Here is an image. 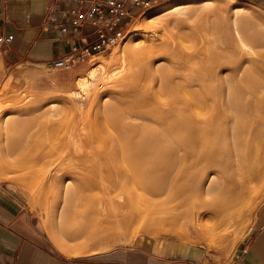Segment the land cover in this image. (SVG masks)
<instances>
[{
    "label": "bare ground",
    "instance_id": "1",
    "mask_svg": "<svg viewBox=\"0 0 264 264\" xmlns=\"http://www.w3.org/2000/svg\"><path fill=\"white\" fill-rule=\"evenodd\" d=\"M175 1H166L163 7L150 13L146 17L148 26L167 31L173 21L190 24L191 13L198 9H228L229 14L225 16H229L228 26L238 48L257 53L264 45V36L253 28L256 23L264 24L259 10L264 6L260 3ZM171 13L178 16L164 17ZM142 29V24L137 26L128 35L126 47L116 48L112 58H120L127 47L132 49ZM145 33L141 34L145 39L138 41L142 42L141 46L133 50L136 61L130 64L129 77L113 84L109 93H100L103 89L100 91L96 85L84 99L72 101L77 114L86 109L85 100L97 109L95 117L91 114L94 117L91 124L79 128L76 125L84 131L77 132L70 119L52 126L53 116L59 113L61 104L49 100L47 114L43 112L48 116L44 123L47 130L29 128L33 133H29L27 140L34 137L43 146L31 165L40 181L51 187L61 203L79 200L91 204L106 229L104 235L89 236L90 242H102L105 236L125 233L137 224V230L158 229L168 223L174 229L191 224L202 235L212 239L223 237L234 226V217L242 214L243 205L235 202L241 199L246 203L264 187V77L256 73L260 65L253 61L245 66L250 60L233 64V60L223 61L220 57L206 61L203 55L199 57L201 53L196 59L194 54L204 48V42L203 48L193 50L194 45L179 31L164 32L161 38L157 37L159 40L152 38L157 32L153 31L150 37ZM156 52L175 65L170 68L160 65L161 57L152 59ZM181 55L185 56L181 59ZM105 68L106 60L95 58L76 81L86 84L88 78L104 73ZM187 68L194 70L197 87L209 89L200 88L185 103L174 86V79ZM149 75L160 82L157 88L150 86ZM125 92H130L136 100L125 106L111 103L114 93L121 96ZM74 93L77 92L71 95ZM110 108L117 113L115 117L107 116ZM9 123L5 121L4 130L9 129ZM74 128L80 137H74ZM67 142L76 151L74 157L61 153ZM11 146L14 152L20 148L19 142H12ZM189 155L196 156L190 165L195 166V173L185 171ZM231 169L234 173H228ZM72 250L74 254L81 253Z\"/></svg>",
    "mask_w": 264,
    "mask_h": 264
},
{
    "label": "rangeland",
    "instance_id": "2",
    "mask_svg": "<svg viewBox=\"0 0 264 264\" xmlns=\"http://www.w3.org/2000/svg\"><path fill=\"white\" fill-rule=\"evenodd\" d=\"M166 1L169 0H165L164 2ZM224 1L229 2V0ZM164 2L138 16L122 42L106 49L105 51L96 53L91 57L78 59L70 70L56 69L45 65L38 66L35 64L13 65L5 60L3 50L0 47V181L7 182L9 186L24 199L26 205H28L32 211L38 213L44 227L50 235V238L52 236L56 244L68 253L74 254L72 249H75L80 251V254H93L95 252L107 251L118 247L136 245L147 246L155 241L168 239L198 245L202 250H206L217 259H224L227 261L230 256L235 253L241 242L254 227L258 213L264 207V187L258 189L256 194H252L246 202L247 204L242 202L241 199H238L235 204L243 205L242 214L234 217V226L230 228L225 236L215 239L200 234L191 224L185 227L176 226V229H174V226H172L171 223H168L166 225L162 224L163 226L158 229H146L142 227L139 228V230H137V224L131 226L125 233H113L105 236L106 238L105 240L103 239L102 242H90L88 240L89 236L98 237L104 235L106 229L105 225L100 223V217L91 207V204L79 200H76L75 202L71 200L74 202V205L71 201L64 204L63 202L61 203V199L53 194L51 187H48V184H44L40 181L36 175L35 167L31 165L36 158L37 153L43 150V146L39 141H35L34 137L32 139L29 138L28 140L27 138L33 133L32 130L38 131V128L40 127H42L41 129H46L45 127L47 126L44 123L48 117L46 115V108L50 105L49 100H55L61 104V110L58 114L53 116L56 121L54 120L52 122V126L63 124L64 121L70 119L71 124L74 125L77 132L84 131L78 128L80 125L91 124L97 114V109L95 108V105L90 104V102L86 103L87 100H85L84 108L86 109L77 114V111L74 110L75 107L74 109L72 108V101L84 99L86 93L96 85L100 87H98L100 91L103 89L100 93H109L108 91L113 89V84L119 82L121 79H125L126 76L129 77L132 74V65L136 61L133 57V50L141 46L142 42H139L145 39V36L143 37L141 34L145 33V31L149 34L148 37H150V34H152L153 31L157 32L152 34L154 40H159L158 38H161L163 34L167 33V31L170 33L179 31L183 38L194 45L193 50L198 49L202 42L205 43V45H202L204 48L201 46L203 49H198V54H194L196 59L202 55L206 61L214 60L211 59L213 57H220L221 59H219L223 61L226 59L233 60V64H241L245 60H250L251 62L249 63V61H247L245 66H249L254 61L258 66L260 65V68H258L256 72L257 75L264 77V45L257 49V53L252 51L248 52L238 48L237 44L234 43L233 35L228 26L229 16H225L226 14H229L227 11L228 9H225L226 11L220 10L219 8L198 9L191 13L192 17L190 24L186 22L175 23V21H173L171 25L168 26L169 28L167 31L159 26L160 30L157 26H148L146 17L150 13L163 7ZM175 2H181V0ZM259 10L261 20L264 22V9L260 8ZM177 16L178 15L171 13L164 17L172 19ZM180 16L184 17V15ZM223 17L224 19L222 20ZM141 24L143 25V29L140 36L137 37L135 41L136 43H132V49H128L129 47H127L126 52H124L120 58H112L111 55L113 51L116 48L126 47L128 35ZM253 26L255 30L260 31L264 36V24L261 23L259 25L256 23ZM148 37L146 36V38ZM230 44L233 45L231 46ZM204 49H206V52H204ZM193 50L191 49L190 51L193 52ZM225 50L227 52H225ZM216 51H218V53ZM228 54L229 57L227 56ZM183 56L185 55H181L180 58L182 59ZM163 57L162 53L156 52L152 59L160 58L161 60L158 62H162L160 65L165 68L173 67V64L175 65V62L163 59ZM95 58H104L106 60L105 72H98L92 78H88L86 84L81 85L77 83V76L83 74L91 66ZM166 63L168 65H166ZM122 70H125L126 73ZM182 76L183 78H181ZM190 77L192 78L191 80ZM194 78H196L194 76V70L192 68H187L181 76L175 77L174 79V86L179 90L182 100L185 101V103H188L189 97L192 98L194 94L197 95V92L201 90L200 88H208L206 86L197 87ZM147 81L153 88H157L160 85V82L158 83L153 75H149ZM73 92H77L76 95L75 93L71 95ZM125 93L121 94V96L114 93L115 98L113 99L114 101L111 100V103L113 105L125 106L133 100H136L134 95H131L130 92ZM90 106H93V108H89ZM43 112L46 114H43ZM91 114H93L94 117H91ZM106 114L107 116L115 117L117 113L114 108H110ZM79 115L83 118L79 119ZM83 119H86V122ZM6 120L10 122L8 130H4ZM75 122L79 123L77 124ZM29 128L32 130H29ZM74 130L73 135L76 134L74 137H80L79 133H75L76 130ZM25 139L26 141H24ZM12 142H19L20 148L16 151L18 153L14 152L15 150L11 146ZM67 143L62 146L64 148L60 151L61 153L64 152L65 155H62L65 157H74L76 151L74 152L75 149L73 150L71 144ZM197 150L198 147H196V151ZM68 151H73L74 153H68ZM195 159V155H189L186 164L188 165L187 170H185L186 172L195 173V166H193V168L190 166L194 164ZM228 173H234V169L229 170Z\"/></svg>",
    "mask_w": 264,
    "mask_h": 264
},
{
    "label": "crops",
    "instance_id": "3",
    "mask_svg": "<svg viewBox=\"0 0 264 264\" xmlns=\"http://www.w3.org/2000/svg\"><path fill=\"white\" fill-rule=\"evenodd\" d=\"M74 4V0H0V35H14L11 42L0 44L5 60L13 65L49 66L65 54L82 36L81 29L73 26L68 33L59 29L68 23ZM51 238L38 213L0 181V264H264V207L227 261L198 245L168 239L71 254Z\"/></svg>",
    "mask_w": 264,
    "mask_h": 264
},
{
    "label": "built area",
    "instance_id": "4",
    "mask_svg": "<svg viewBox=\"0 0 264 264\" xmlns=\"http://www.w3.org/2000/svg\"><path fill=\"white\" fill-rule=\"evenodd\" d=\"M67 24L59 29L68 33L70 27L81 29L82 36L49 66L70 70L78 59L88 58L119 44L127 36L136 18L165 0H74ZM264 6V0H251ZM13 34L0 35V44L9 43Z\"/></svg>",
    "mask_w": 264,
    "mask_h": 264
}]
</instances>
